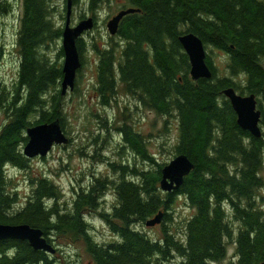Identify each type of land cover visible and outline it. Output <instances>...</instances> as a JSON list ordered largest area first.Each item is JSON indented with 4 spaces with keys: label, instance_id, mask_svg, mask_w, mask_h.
I'll return each mask as SVG.
<instances>
[{
    "label": "trees",
    "instance_id": "obj_1",
    "mask_svg": "<svg viewBox=\"0 0 264 264\" xmlns=\"http://www.w3.org/2000/svg\"><path fill=\"white\" fill-rule=\"evenodd\" d=\"M101 1L87 0L92 15ZM119 1L121 9L139 11L121 18L118 42L98 49L96 91L100 102L108 104L119 83L145 108L165 116L174 113L178 119L174 155H186L193 168L177 191L162 192L159 183L166 162L158 163L147 151L141 133L123 123L118 127L122 141L145 165L109 162L120 174L111 181L117 204L110 213L99 215L118 240L101 244L91 239L83 216L87 209H98L106 179L95 178L81 188L72 207L62 212L57 202L49 203L60 197L58 187L40 177L25 204L20 209L13 207L16 192L8 188L5 165L19 169L28 165L30 159L22 153L27 128L55 119L62 125L61 99L65 95L60 86L62 48L55 60L39 51L62 39V27L52 18L53 1L22 0L16 38L17 85L10 91L0 83V110L6 115L0 126V224L26 223L41 229L50 243L47 235L51 232L74 233L83 239L95 264H166L171 254L180 258L178 264H209L225 256L224 239L233 232L225 211L229 206L240 223L235 240L237 264L263 262L264 210L257 205L255 192L263 185L264 137L263 133L253 137L239 127L222 90L233 87L240 94H254L264 122L260 102L264 100V0ZM8 9L0 0V12ZM188 32L197 35L209 53H226L228 75L216 74L207 53L212 76L191 79L188 56L178 40ZM76 46L80 55L81 38ZM180 196L195 210L183 235L164 229L160 239L150 238L137 228L161 209H169L170 202ZM54 263L50 253L34 250L27 240H0V264Z\"/></svg>",
    "mask_w": 264,
    "mask_h": 264
},
{
    "label": "rangeland",
    "instance_id": "obj_2",
    "mask_svg": "<svg viewBox=\"0 0 264 264\" xmlns=\"http://www.w3.org/2000/svg\"><path fill=\"white\" fill-rule=\"evenodd\" d=\"M9 9L0 12V83L10 91L17 85L19 53L16 47L19 18L22 0H4ZM52 18L59 26L64 25L65 0H52ZM122 8L119 0H102L92 15L88 10L87 0H78L72 5L70 25L81 19L93 17L95 23L92 29L82 35L83 50L80 55L83 64L76 74L75 87L62 96L63 130L69 139L66 143L55 144L46 156L30 158L24 168L6 167L10 182L9 190L16 192L13 207L20 209L24 204L30 189L35 186L40 177H47L59 189L57 202L62 212L72 207L76 193L89 185L95 178L106 179V188L98 209H87L83 216L88 224V235L97 243H108L118 240L110 230L100 212L110 213L117 204L116 194L111 181L119 179V172L111 169L109 162L143 167L140 158L122 141L118 127L123 123L141 133L145 146L153 154L158 163L169 162L175 156L174 144L178 133V119L172 115H161L145 108L136 95L126 92L118 83L111 101L101 104L96 91V74L99 50L118 42L116 34L110 35L106 24ZM63 16V18H62ZM110 37H113L110 39ZM95 46V47H94ZM61 39H57L47 47L41 46L39 51L56 59ZM216 74L228 75L227 55L223 51L213 50L211 53ZM63 56L59 57L62 62ZM117 64V63H115ZM116 66V65H115ZM240 79V78H239ZM52 91L49 90V94ZM264 109V100L260 99ZM264 119V118H263ZM6 120L5 113L0 110V126ZM264 137V122H260ZM263 185L255 192L256 202L264 210V149L263 165L260 171ZM14 192V193H15ZM166 218L159 224L148 227L138 224L137 228L150 238H161L163 230L179 236L185 233V224L195 210L182 196L175 197L170 202ZM227 220L233 228L230 237L225 240V256L217 262L209 264H237L236 235L240 223L233 217V210L225 206ZM51 244L55 251L51 254L54 264H95L88 254L83 239L74 233H49ZM180 258L171 254L166 264H178Z\"/></svg>",
    "mask_w": 264,
    "mask_h": 264
},
{
    "label": "water",
    "instance_id": "obj_3",
    "mask_svg": "<svg viewBox=\"0 0 264 264\" xmlns=\"http://www.w3.org/2000/svg\"><path fill=\"white\" fill-rule=\"evenodd\" d=\"M72 11V0H67L65 24L62 30L61 47L64 53L62 65V78L60 82L61 94H65L67 88L74 86V80L77 69L81 66L80 57L76 49V38L87 29L93 26L92 18H87L78 22L75 27H70V16ZM139 9L127 8L122 9L107 24L110 33L114 34L117 30L119 20L130 12H136ZM178 40L187 54L191 78H210L211 71L206 64L205 47L199 37L192 32L183 33ZM226 99L229 100L237 116V124L240 128L249 131L253 137H261L262 132L259 126L261 120V109L258 107L257 99L254 94L244 96L238 94L233 87H227L222 90ZM28 137L25 144L24 154L27 157L35 155L44 156L47 151L55 144L66 143V137L59 119L47 123H38L29 126L26 130ZM193 168V163L184 155H176L169 163L161 168V180L159 187L163 192H175L183 182V177ZM163 211H158L152 218L147 219L144 223L151 227L161 222ZM5 238L27 240L34 250H44L53 253L54 249L47 243L43 237L41 229L31 227L26 223L21 224H0V240ZM260 264V263H259ZM261 264H264L261 263Z\"/></svg>",
    "mask_w": 264,
    "mask_h": 264
},
{
    "label": "bare ground",
    "instance_id": "obj_4",
    "mask_svg": "<svg viewBox=\"0 0 264 264\" xmlns=\"http://www.w3.org/2000/svg\"><path fill=\"white\" fill-rule=\"evenodd\" d=\"M65 3H67V0H65ZM72 5H73V1H72ZM127 8H134V7H127ZM127 8H125V9H127ZM134 9H137V8H134ZM122 10V9H121ZM121 10H119L115 15H117ZM130 13H133V12H130ZM127 14H129V13H127ZM114 15V16H115ZM113 16V17H114ZM125 16V15H124ZM123 16V17H124ZM65 17H66V4H65ZM113 17H111L109 20H108V22L113 18ZM87 18H92V21H93V25H94V23H95V21H94V19H93V17H86V18H84V19H87ZM70 19H71V17H70ZM84 19H81V20H84ZM80 20V21H81ZM121 20V19H120ZM120 20H119V22H118V24H117V30H116V32L114 33V34H116L117 35V31H118V27H119V23H120ZM108 22H107V24H108ZM78 23H76L75 25H73V26H71L70 24V27H75L76 25H77ZM107 24H106V27H107V30H108V32H109V34L110 35H114V34H112V33H110V31H109V29H108V26H107ZM93 27V26H92ZM92 29V28H91ZM88 30H90V29H87V30H84L77 38H76V40H75V45H76V42H77V39L78 38H82V35H83V33L84 32H86V31H88ZM180 36V35H179ZM197 36V35H196ZM61 37H62V35H61ZM198 37V36H197ZM62 40V39H61ZM62 48V47H61ZM76 49H77V46H76ZM62 51H63V49H62ZM78 51V50H77ZM206 51V50H205ZM78 54H79V52H78ZM206 54H207V52H206ZM80 57V56H79ZM63 59H64V53H63ZM189 60V59H188ZM205 61H206V58H205ZM207 64V63H206ZM61 65H63V60H62V64ZM208 66V65H207ZM81 67V66H80ZM210 69V68H209ZM79 69H77V71H78ZM77 71H76V74H77ZM211 71V70H210ZM63 75V74H62ZM189 75H190V77H191V74H190V72H189ZM211 76H212V72H211ZM210 76V77H211ZM75 79H76V76H75ZM192 79V78H191ZM199 79V78H198ZM208 79V78H207ZM193 80V79H192ZM197 80V79H196ZM74 87H75V80H74V86H73V88L72 89H70L69 87L67 88V90H66V92H68V91H73V89H74ZM227 88V87H226ZM225 89V88H224ZM235 90V89H234ZM238 94H240L237 90H235ZM65 92V93H66ZM240 95H242V96H244V95H246V94H240ZM233 109V108H232ZM234 111V110H233ZM236 115V114H235ZM261 119H262V115H261ZM236 120H237V116H236ZM237 122V121H236ZM260 122H261V120H260ZM260 122H259V126H260ZM260 129H261V126H260ZM247 131V130H246ZM249 132V131H248ZM261 132H262V129H261ZM263 133V132H262ZM26 136H27V134H26ZM262 136V135H261ZM27 140H28V137H27ZM69 140V139H68ZM26 143H27V141H26ZM25 143V144H26ZM25 144H24V146H25ZM23 146V149H22V153H23V155L25 156V157H27L25 154H24V147ZM55 145H54V143H53V146L47 151V153H46V155L49 153V151L54 147ZM46 155H44V156H46ZM177 155H180V154H177ZM176 156V155H175ZM174 156V157H175ZM33 157H43V156H40V155H35V156H33ZM33 157H27V158H33ZM173 157V158H174ZM170 161V160H169ZM169 162H167V163H165L162 167H165L167 164H168ZM160 188V187H159ZM161 190V189H160ZM162 191V190H161ZM163 192V191H162ZM164 193H166V192H164ZM167 193H169V192H167ZM157 214V213H156ZM155 214V215H156ZM152 218V217H151ZM85 219V218H84ZM149 219V218H148ZM19 224H21V223H19ZM159 224V223H158ZM155 225H157V224H155ZM154 225V226H155ZM42 231V230H41ZM42 233H43V231H42ZM43 237L46 239V237L44 236V234H43ZM46 241H47V239H46ZM47 243H49L51 246H52V244L50 243V242H48L47 241ZM52 248L54 249V251H55V248L52 246ZM44 251V250H43ZM45 252H47V253H50V254H52L51 252H48V251H45ZM264 262V261H263ZM263 262H260V264L261 263H263Z\"/></svg>",
    "mask_w": 264,
    "mask_h": 264
},
{
    "label": "flooded vegetation",
    "instance_id": "obj_5",
    "mask_svg": "<svg viewBox=\"0 0 264 264\" xmlns=\"http://www.w3.org/2000/svg\"><path fill=\"white\" fill-rule=\"evenodd\" d=\"M140 101V100H139ZM141 103V102H140Z\"/></svg>",
    "mask_w": 264,
    "mask_h": 264
}]
</instances>
